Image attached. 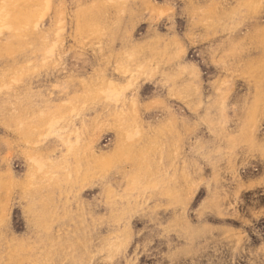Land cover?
Segmentation results:
<instances>
[{
	"label": "rangeland",
	"instance_id": "374dc122",
	"mask_svg": "<svg viewBox=\"0 0 264 264\" xmlns=\"http://www.w3.org/2000/svg\"><path fill=\"white\" fill-rule=\"evenodd\" d=\"M0 264H264V0H0Z\"/></svg>",
	"mask_w": 264,
	"mask_h": 264
},
{
	"label": "bare ground",
	"instance_id": "6f19581e",
	"mask_svg": "<svg viewBox=\"0 0 264 264\" xmlns=\"http://www.w3.org/2000/svg\"><path fill=\"white\" fill-rule=\"evenodd\" d=\"M96 25V24H95Z\"/></svg>",
	"mask_w": 264,
	"mask_h": 264
}]
</instances>
